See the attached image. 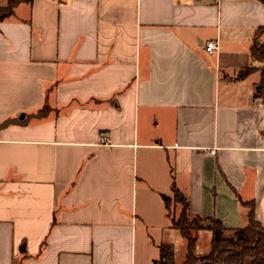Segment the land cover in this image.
<instances>
[{
	"label": "crops",
	"instance_id": "1",
	"mask_svg": "<svg viewBox=\"0 0 264 264\" xmlns=\"http://www.w3.org/2000/svg\"><path fill=\"white\" fill-rule=\"evenodd\" d=\"M261 26L260 0H17L0 13V122L37 115L0 130V264H156L173 192L198 224L245 227L251 208L263 223L261 70L236 78ZM196 237L205 255L212 233Z\"/></svg>",
	"mask_w": 264,
	"mask_h": 264
},
{
	"label": "trees",
	"instance_id": "2",
	"mask_svg": "<svg viewBox=\"0 0 264 264\" xmlns=\"http://www.w3.org/2000/svg\"><path fill=\"white\" fill-rule=\"evenodd\" d=\"M17 0H11L0 9L1 15L9 13ZM30 1V0H27ZM264 3V0H260ZM264 26L255 30L250 46L251 65L236 72V78L242 79L255 69L261 70V80L253 90V96L264 103V67L254 66V62L264 63ZM180 210L171 217L172 228L185 239L186 249L182 264H264V222L255 221L252 208L249 212V224L240 228H226L213 216L200 217L205 223L198 224L189 213L184 199L180 200ZM208 229L212 233L209 252L202 256L195 255L196 232ZM156 264H176L174 250L170 244H159Z\"/></svg>",
	"mask_w": 264,
	"mask_h": 264
},
{
	"label": "rangeland",
	"instance_id": "3",
	"mask_svg": "<svg viewBox=\"0 0 264 264\" xmlns=\"http://www.w3.org/2000/svg\"><path fill=\"white\" fill-rule=\"evenodd\" d=\"M171 202H169V215L174 216L176 218L180 206L177 204L176 194L175 192L170 194ZM166 198V197H165ZM168 202H166V205ZM167 210V209H166ZM167 211V213H168ZM155 238L158 239V243H167L170 244L174 250V255L176 261H180L185 256V239L179 235L177 230H163L159 233H153ZM142 251V247L138 246L137 243V251ZM158 250V248H157Z\"/></svg>",
	"mask_w": 264,
	"mask_h": 264
},
{
	"label": "water",
	"instance_id": "4",
	"mask_svg": "<svg viewBox=\"0 0 264 264\" xmlns=\"http://www.w3.org/2000/svg\"><path fill=\"white\" fill-rule=\"evenodd\" d=\"M37 115L35 114H29L25 115L24 113H21L17 118H7L0 122V130L3 128L11 125V124H17V125H24L26 124L32 117H35ZM179 199L181 198V195L178 194Z\"/></svg>",
	"mask_w": 264,
	"mask_h": 264
},
{
	"label": "built area",
	"instance_id": "5",
	"mask_svg": "<svg viewBox=\"0 0 264 264\" xmlns=\"http://www.w3.org/2000/svg\"><path fill=\"white\" fill-rule=\"evenodd\" d=\"M204 49L207 53L212 54L218 51L219 43L217 40H209L204 44ZM262 139L264 140V133L262 134ZM103 141L106 142L108 140L107 136H103Z\"/></svg>",
	"mask_w": 264,
	"mask_h": 264
}]
</instances>
